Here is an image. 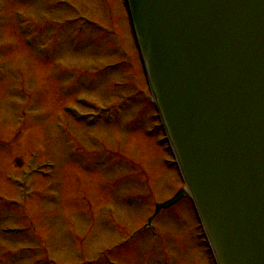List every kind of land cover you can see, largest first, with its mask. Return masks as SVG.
<instances>
[{
    "label": "rangeland",
    "instance_id": "1",
    "mask_svg": "<svg viewBox=\"0 0 264 264\" xmlns=\"http://www.w3.org/2000/svg\"><path fill=\"white\" fill-rule=\"evenodd\" d=\"M69 1L0 0V264H210L123 0Z\"/></svg>",
    "mask_w": 264,
    "mask_h": 264
},
{
    "label": "water",
    "instance_id": "2",
    "mask_svg": "<svg viewBox=\"0 0 264 264\" xmlns=\"http://www.w3.org/2000/svg\"><path fill=\"white\" fill-rule=\"evenodd\" d=\"M127 4L220 264H264V0Z\"/></svg>",
    "mask_w": 264,
    "mask_h": 264
}]
</instances>
